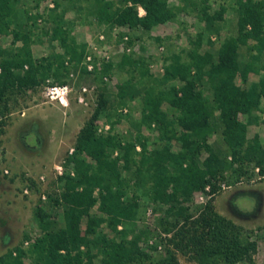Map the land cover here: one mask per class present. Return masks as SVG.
<instances>
[{
    "label": "trees",
    "instance_id": "trees-1",
    "mask_svg": "<svg viewBox=\"0 0 264 264\" xmlns=\"http://www.w3.org/2000/svg\"><path fill=\"white\" fill-rule=\"evenodd\" d=\"M201 1L198 17L210 28L214 19L221 18L224 7L210 13L205 0ZM79 3H85L86 12L98 24L110 27L116 24L148 30L175 15L167 0H79ZM14 4L15 0H0V34H11V44L0 45L1 114L8 110L11 92L34 89L50 74L63 81L62 69H66L63 62H79L85 46L75 41L58 13L51 15L52 26L45 32L50 39L57 40L60 50L33 56L29 29L23 30L21 24L10 27ZM54 4L57 6L59 2L54 0ZM137 5L144 10L142 14L137 13ZM235 13L236 32L223 38L215 57L198 50L202 31L197 30L194 46L188 50L189 58L166 65L165 77L158 83L140 91L132 73L116 83L119 97H139V115L133 124L132 137L122 138L111 132L113 121L106 129H98L96 120L106 112L108 102L105 94H98L96 105L79 127L66 158L67 163L75 166V179L53 198L66 205L64 224L59 226L47 213L38 212L43 231L38 240L43 242L44 264H79L83 253L78 248L80 244H84L89 264L97 254L101 264H127L144 254L140 245L146 239L144 229L126 230L127 222L135 216L136 201L122 197L121 186H129L123 173H129L139 195L162 203L178 198L186 200L206 185L209 187L210 195L204 204L164 226L170 232L167 242L171 246L166 248L165 264H177V251L198 264L253 263L256 242L239 225L218 213L212 203L220 182L228 183L248 174L249 163L258 167V173H264V146L258 134L249 131V125L258 121L255 109L262 90L260 83L264 89V59L259 61L264 53V0H237ZM127 37L126 42L130 43ZM17 40L21 44L14 46ZM240 46L249 51L254 49L255 53L240 60ZM112 64L127 71L147 70L140 57L123 52L114 63H103L98 74L107 73ZM81 70L87 72L86 65H81ZM259 71L262 74L252 89L237 84L238 74L244 83L249 72ZM168 79L177 82L167 83ZM142 126L158 137L151 141V148L141 133ZM211 136H217V141H209ZM93 206L105 217L91 212ZM105 220L113 230L122 224L119 237L101 229ZM15 250V255L12 251L1 254L0 264H25L21 248Z\"/></svg>",
    "mask_w": 264,
    "mask_h": 264
},
{
    "label": "rangeland",
    "instance_id": "rangeland-1",
    "mask_svg": "<svg viewBox=\"0 0 264 264\" xmlns=\"http://www.w3.org/2000/svg\"><path fill=\"white\" fill-rule=\"evenodd\" d=\"M57 1L59 5L56 6L54 0H15L10 25L13 27L21 24L23 30L29 29V48L35 57L60 50L57 40L50 39L49 33L45 32L52 26L51 15L58 13L63 16L64 24L69 26L75 41L85 43L79 62H63L66 66V69H62L63 81L54 79L50 74L34 89L11 92L7 112L0 113V120L3 121L0 124V255L7 251H12V255H15V247H20L23 252L21 259L25 264H44L43 242L38 240V237L43 236L38 212L47 213L50 220L59 226L64 224L66 205L60 201L55 202L53 198L75 179V166L72 162L67 163L66 158L72 151L79 127L93 111L98 94L102 92L108 98L106 112L96 120L98 129H106L110 121H113L111 132L118 133L122 138H130L135 133L133 124L139 115V97H119L116 83L132 73L136 89L139 87L141 91L143 87L154 85L165 77L166 65L189 58L188 50L194 46L193 39L197 30L202 31L198 50L208 51L213 57L223 38L236 32L237 0L203 2L210 13L218 10L219 6L224 7L221 18L214 19L210 28L198 17L197 10L202 4L201 0H167L175 15L148 30L129 29L125 25L113 24L110 27L98 24L86 12L85 3L80 4L79 0ZM114 27L117 28L116 34H113ZM122 32L131 39L129 51H124L119 46V34ZM99 33L103 34L102 39L98 37ZM90 43L96 45L95 51L91 50ZM10 44L11 34H0V45L7 47ZM20 44V40L13 43L14 46ZM103 46L108 51V59L99 56ZM159 46L161 49H158ZM123 52L140 57L147 70L142 73L137 69L127 71L126 68L119 69L112 64L107 73L98 74L103 63H114ZM86 53H90L92 64L87 72L81 70V65L87 63ZM251 53L254 54L255 50L249 51L245 46H240V60L248 59ZM263 59L264 53L260 55L259 61L262 62ZM261 74V71L256 74L249 72L244 83L238 74L236 82L252 89L253 83L257 82ZM176 82L175 79L167 80V83ZM47 84L67 85L62 102L44 93ZM259 88L262 90L255 109L258 121L249 125V131L257 133L264 146V89L261 83ZM141 133L151 148V141L158 137L145 126L141 127ZM215 140L217 141V136L209 138L211 142ZM139 148V145L135 146L136 150ZM175 148L172 144V149ZM123 174L124 181L128 180L129 186H121L124 191L122 197L136 201L135 216L127 222L126 230L130 232V229H144L146 234V239L140 242L144 254L127 264H165L166 248L171 249V246L167 242L170 232L165 231L164 226H169L184 212L193 211L204 204L210 195L209 187L194 192L186 200L178 198L162 203L151 200L144 194L139 195V189L133 185L129 173ZM59 175H62L61 179ZM96 191L95 188L94 193ZM213 195L214 209L239 225L242 232L256 242L252 264H264V173H258V167L249 163L248 174L228 183L221 181L220 189ZM90 211L105 217L95 206ZM84 220L85 217L82 225ZM121 225L117 224L116 230H113L105 220L101 229L109 235L119 237L123 229ZM78 248L83 252L79 264H89L84 244H80ZM175 257L177 264H198L178 251L175 252ZM90 264H101L100 256L94 255Z\"/></svg>",
    "mask_w": 264,
    "mask_h": 264
},
{
    "label": "built area",
    "instance_id": "built-area-1",
    "mask_svg": "<svg viewBox=\"0 0 264 264\" xmlns=\"http://www.w3.org/2000/svg\"><path fill=\"white\" fill-rule=\"evenodd\" d=\"M143 12H144V10L142 9V7L140 5H137V13L142 14ZM116 32H117V28L114 27L113 34H116ZM98 37L102 39L103 34L99 33ZM127 38H128L127 34L123 33L121 35V38L119 41V46L124 51H129L131 48L130 44L126 42ZM90 45L92 46L91 50L95 51L96 45L94 43L93 44L90 43ZM158 49H161V46H159ZM99 56L104 58V59H108L109 55H108V51H107L106 47H104V46L102 47L101 53ZM85 60L87 61L86 68L90 70L92 68L90 53L85 54ZM66 91H67V85L66 84H47L44 87V93L45 94H47L50 98H57L58 101H60V102L63 101L64 96L66 94ZM205 188L208 189V185H206Z\"/></svg>",
    "mask_w": 264,
    "mask_h": 264
},
{
    "label": "flooded vegetation",
    "instance_id": "flooded-vegetation-1",
    "mask_svg": "<svg viewBox=\"0 0 264 264\" xmlns=\"http://www.w3.org/2000/svg\"><path fill=\"white\" fill-rule=\"evenodd\" d=\"M35 135H36V133H35ZM36 139H37V141H38V137H37V135H36Z\"/></svg>",
    "mask_w": 264,
    "mask_h": 264
}]
</instances>
